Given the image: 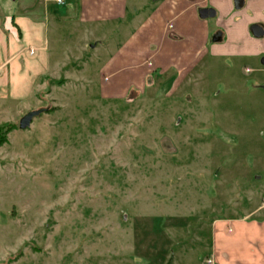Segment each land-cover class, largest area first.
I'll return each mask as SVG.
<instances>
[{"label": "rangeland", "instance_id": "1", "mask_svg": "<svg viewBox=\"0 0 264 264\" xmlns=\"http://www.w3.org/2000/svg\"><path fill=\"white\" fill-rule=\"evenodd\" d=\"M92 30L77 0H0V264H204L214 219L264 215V64L207 55L111 97L133 28Z\"/></svg>", "mask_w": 264, "mask_h": 264}, {"label": "crops", "instance_id": "2", "mask_svg": "<svg viewBox=\"0 0 264 264\" xmlns=\"http://www.w3.org/2000/svg\"><path fill=\"white\" fill-rule=\"evenodd\" d=\"M202 8L216 12L215 23L212 17H200ZM77 17L90 34L107 23L133 28L102 68L106 96L141 91L148 78L181 82L207 55L260 58L264 64V32L255 36L251 30L259 25L264 31V0H244L240 7L236 0H77ZM93 39L103 41L99 34ZM148 60L152 68L146 66ZM261 208L238 218L214 219L212 250L204 264H264V215L256 217Z\"/></svg>", "mask_w": 264, "mask_h": 264}, {"label": "water", "instance_id": "3", "mask_svg": "<svg viewBox=\"0 0 264 264\" xmlns=\"http://www.w3.org/2000/svg\"><path fill=\"white\" fill-rule=\"evenodd\" d=\"M243 1L244 0H236L237 7L242 6ZM199 14H200L201 18L205 19V18H209V17H214L216 12L211 8H202L199 10ZM251 30L255 36H261L264 32L263 28L259 25H253L251 27ZM47 110L48 109L41 108L38 110L29 111L20 119L19 128L23 129V130L29 128L31 126L33 119L35 117L39 116L40 114H42L43 112H46ZM169 264H171V262Z\"/></svg>", "mask_w": 264, "mask_h": 264}, {"label": "built area", "instance_id": "4", "mask_svg": "<svg viewBox=\"0 0 264 264\" xmlns=\"http://www.w3.org/2000/svg\"><path fill=\"white\" fill-rule=\"evenodd\" d=\"M55 2L57 4H64L65 0H55ZM30 51H31V53H34L35 50L34 49H31ZM207 262L208 263H212V260L211 259H208Z\"/></svg>", "mask_w": 264, "mask_h": 264}]
</instances>
